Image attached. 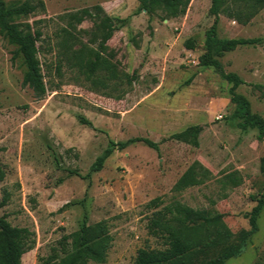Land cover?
I'll use <instances>...</instances> for the list:
<instances>
[{
  "label": "rangeland",
  "instance_id": "374dc122",
  "mask_svg": "<svg viewBox=\"0 0 264 264\" xmlns=\"http://www.w3.org/2000/svg\"><path fill=\"white\" fill-rule=\"evenodd\" d=\"M42 1L43 10L16 21L43 33L38 42L48 88L43 98L23 85L26 67L0 28V216L33 233L34 247L22 264H43V257L60 249L64 235L70 236L71 250V235L84 221L105 222L110 237L106 260L91 264H132L140 248L165 247L150 233V219L177 204L220 215L230 242L250 230L254 196L264 195V140L257 129L241 127L231 84L215 68L199 64L215 22L212 0H190L177 16L164 7L147 13L142 0ZM245 1L228 5L246 14ZM258 4L242 21L222 13L218 36L261 38V43L218 59L227 72L243 78L237 91L264 118V0ZM97 6L122 24L102 52L115 66L116 81H123L119 90L111 82L105 86L104 71L89 73L88 62L102 40ZM84 9L93 15L80 22L72 18ZM188 39L196 41L194 50L186 47ZM135 71L138 78L130 87L125 76ZM194 125L202 127L198 146L173 138ZM133 137H147L158 149L137 142L115 150L101 170L91 171L111 139ZM195 162L209 170L204 182L177 191L176 183ZM220 248L207 247L194 261L215 256ZM226 264H264V208L243 253Z\"/></svg>",
  "mask_w": 264,
  "mask_h": 264
},
{
  "label": "trees",
  "instance_id": "16d2710c",
  "mask_svg": "<svg viewBox=\"0 0 264 264\" xmlns=\"http://www.w3.org/2000/svg\"><path fill=\"white\" fill-rule=\"evenodd\" d=\"M189 1L142 0L141 7L142 10L152 14L157 7H164L170 16H177L185 11ZM260 2L262 0H255L253 4H250V0L242 2L249 8V12L245 14L241 9L232 10L228 5V0H212L210 11L215 15V22L206 33V51L200 56L199 64L204 67L215 68L222 79L231 84L229 93L231 101L236 105L234 115L241 118V127L245 130L249 128L257 129L258 139L264 140V118L257 113H253L249 99L237 91L238 87L244 83L243 78L236 72H227L218 59L225 52L233 51L238 47L255 46L261 43V38H220L218 36V25L222 13L242 21L244 14L247 17L254 15L255 7ZM44 8L45 4L42 0L36 2L35 0H24L10 5L5 0H0L1 31L9 42L16 46L14 56L21 57L26 67L23 85L31 88L37 98H43L48 91L39 58L40 48L38 42L41 40L43 33L31 23L16 21V18L27 16ZM96 9L95 15L100 18L99 24L102 28V40L100 49L94 53L95 58L88 62L89 73L91 75L104 71V80L107 81H104L105 86H109L111 82L114 86L113 89L118 87L119 90L123 81H116L119 75L115 70V66L102 55V52L106 51L108 41L122 24H117L116 20L108 15L101 6H97ZM93 13L89 9H84L80 14H74L72 18L80 22L85 16H92ZM185 45L188 49L194 50L196 41L188 39ZM125 78V84L132 87L138 78V74L135 71L133 74H127ZM100 80L101 78H97L93 81L97 83ZM80 121L92 126V122L84 117H81ZM201 131V126L194 125L174 134L173 138L198 146V136ZM137 142H143L152 148L158 149V144L147 137H133L125 141L111 139L104 152L92 164L91 171L101 170L115 150H123ZM260 169L264 173V156L261 158ZM208 173L209 170L201 163L195 162L180 177L175 189L183 191L190 186L200 185L204 182ZM234 179L235 184H238L236 178H233V181ZM254 197L257 204L249 216L251 228L242 231L234 242H230L232 234L222 223L220 215L209 217L205 211L195 210L181 204L173 207L166 206L154 212L150 219L149 230L152 235L163 239L165 247L140 248L132 264H226L227 260L238 257L243 253L250 236L258 230V218L264 208V195ZM107 232V226L103 221L95 226L84 221L78 232L71 235L73 237L72 249H68L69 245L67 243L70 236L64 235L60 241V249H55L52 254L43 257V264H91L92 260L104 262L111 245ZM32 235L33 233L29 228L14 226L8 221L6 215L0 216V264H22L23 255L34 247ZM215 245L221 247L215 256L197 258L194 261L199 251L204 252L207 247ZM60 252L64 256H60Z\"/></svg>",
  "mask_w": 264,
  "mask_h": 264
}]
</instances>
